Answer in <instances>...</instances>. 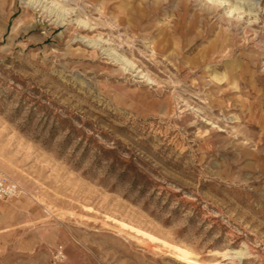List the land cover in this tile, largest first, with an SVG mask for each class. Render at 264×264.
<instances>
[{
    "label": "rangeland",
    "instance_id": "374dc122",
    "mask_svg": "<svg viewBox=\"0 0 264 264\" xmlns=\"http://www.w3.org/2000/svg\"><path fill=\"white\" fill-rule=\"evenodd\" d=\"M26 1L0 0V264H264V0Z\"/></svg>",
    "mask_w": 264,
    "mask_h": 264
},
{
    "label": "built area",
    "instance_id": "2783aa9c",
    "mask_svg": "<svg viewBox=\"0 0 264 264\" xmlns=\"http://www.w3.org/2000/svg\"><path fill=\"white\" fill-rule=\"evenodd\" d=\"M19 193V186L11 178L0 172V200L17 196ZM56 257H63L62 250L57 251Z\"/></svg>",
    "mask_w": 264,
    "mask_h": 264
},
{
    "label": "bare ground",
    "instance_id": "6f19581e",
    "mask_svg": "<svg viewBox=\"0 0 264 264\" xmlns=\"http://www.w3.org/2000/svg\"><path fill=\"white\" fill-rule=\"evenodd\" d=\"M243 1V0H242ZM26 3L28 4V5H32V6H36V7H40V9H45V6H43V4L40 2V0H28V1H26ZM239 4V3H238ZM246 9H247V7H246ZM52 12V9H50L49 10V13H51ZM55 14H56V18L58 19V21L57 22H60L61 24L63 23V15L62 14H60L59 12H55ZM177 249V248H176ZM231 250V249H230ZM229 250V251H230ZM181 252V251H180ZM231 252V251H230ZM247 250H242V249H235V250H233L231 253H234L235 255L237 254V255H239L238 257H243V256H246V254H247ZM178 254V253H177ZM217 254V253H216ZM231 257V256H230ZM233 257V256H232ZM231 257V258H232ZM237 257V256H236ZM182 258H184V257H182ZM192 258V257H191ZM240 260V259H239ZM194 262V261H193Z\"/></svg>",
    "mask_w": 264,
    "mask_h": 264
}]
</instances>
